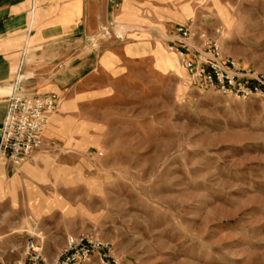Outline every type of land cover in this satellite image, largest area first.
I'll return each mask as SVG.
<instances>
[{"label":"rangeland","instance_id":"rangeland-1","mask_svg":"<svg viewBox=\"0 0 264 264\" xmlns=\"http://www.w3.org/2000/svg\"><path fill=\"white\" fill-rule=\"evenodd\" d=\"M96 11L110 20L67 53L94 68L59 93L58 195L32 204L6 187L0 259L24 261L30 241L55 249L65 231L66 244H109L111 263L89 264H264V98L196 83L169 49L189 26L197 44L205 33L225 61L264 74V0H99Z\"/></svg>","mask_w":264,"mask_h":264},{"label":"crops","instance_id":"crops-1","mask_svg":"<svg viewBox=\"0 0 264 264\" xmlns=\"http://www.w3.org/2000/svg\"><path fill=\"white\" fill-rule=\"evenodd\" d=\"M115 2L120 4V0H107L109 10ZM98 3L99 0H0V136L14 95H59L70 91L72 81L81 79L85 70L94 68L92 61L81 55L67 62V55L70 50L81 53L82 45L91 41L92 26L98 20H110L111 15H97ZM130 51L128 47L125 53ZM61 108L62 104L46 132L48 143L61 139L65 132ZM66 108L68 103L63 107ZM59 152L58 146L46 147L20 168L0 157V196L9 185L22 187V196L32 204L34 198L57 196L51 193L50 185L59 177H50V172L59 160ZM74 180L80 182V177ZM66 235L64 231L55 249L43 247L48 260L61 253Z\"/></svg>","mask_w":264,"mask_h":264},{"label":"built area","instance_id":"built-area-1","mask_svg":"<svg viewBox=\"0 0 264 264\" xmlns=\"http://www.w3.org/2000/svg\"><path fill=\"white\" fill-rule=\"evenodd\" d=\"M200 44L189 26H178L169 41V49L183 60V69L195 80L223 93L239 97L261 96L264 98V74L242 69L235 61H225L217 42L207 34L199 36ZM62 104V97L55 93L43 95H14L9 103L7 117L1 129L0 157L16 168L31 162L46 147L55 148L54 142L46 141V132L52 118ZM109 244L89 236L67 240L66 247L54 259L48 260L35 241L27 245L24 261L14 264H89L94 255L102 262L111 258ZM0 264H6L0 259ZM112 264H118L113 261Z\"/></svg>","mask_w":264,"mask_h":264}]
</instances>
